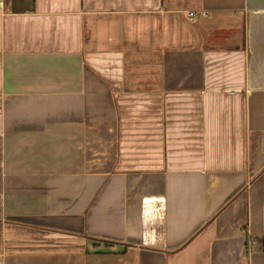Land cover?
Listing matches in <instances>:
<instances>
[{
    "label": "crops",
    "instance_id": "1",
    "mask_svg": "<svg viewBox=\"0 0 264 264\" xmlns=\"http://www.w3.org/2000/svg\"><path fill=\"white\" fill-rule=\"evenodd\" d=\"M0 2V264H264V0Z\"/></svg>",
    "mask_w": 264,
    "mask_h": 264
},
{
    "label": "built area",
    "instance_id": "2",
    "mask_svg": "<svg viewBox=\"0 0 264 264\" xmlns=\"http://www.w3.org/2000/svg\"><path fill=\"white\" fill-rule=\"evenodd\" d=\"M0 4H1V2H0ZM189 15H190V16H193V15H194V12H193V11H190V12H189Z\"/></svg>",
    "mask_w": 264,
    "mask_h": 264
}]
</instances>
